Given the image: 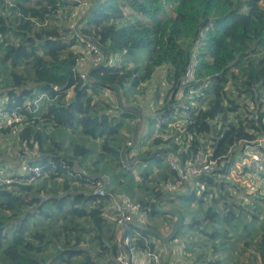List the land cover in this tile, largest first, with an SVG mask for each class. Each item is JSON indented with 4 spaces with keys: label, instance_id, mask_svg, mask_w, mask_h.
Segmentation results:
<instances>
[{
    "label": "trees",
    "instance_id": "16d2710c",
    "mask_svg": "<svg viewBox=\"0 0 264 264\" xmlns=\"http://www.w3.org/2000/svg\"><path fill=\"white\" fill-rule=\"evenodd\" d=\"M261 1L0 0V106L22 117L0 134L15 132L21 151L36 153L26 158V165H37L42 173L34 182L22 175L20 182L0 187V260L115 264L121 236L135 231L141 234L131 244L135 250L159 255L157 238L130 225L121 233L104 207L109 195L127 196L139 204L145 224L167 235L171 229L164 232L151 222L166 217L155 204L170 195L169 202L175 197L183 206L178 210L183 222L171 241L179 239L186 252L200 251L193 264H222L214 255L227 249L231 232L241 223L250 236L244 241L250 252L235 264H264V215L241 211L245 208L223 191L230 185L226 177L235 157L247 145L264 155V142H257L264 133V114L258 108L243 110L247 105L241 100H255L264 92ZM82 2L89 5L78 23L64 26L61 10ZM124 7L132 12L126 15ZM77 34L90 38L106 57L89 70L87 81L76 70ZM117 56L118 63L110 65L109 58L116 61ZM162 66L169 85L163 105L144 118L149 130L144 140L129 147L122 134L125 121L140 123L143 117L119 99L132 103V90ZM104 90L117 101L104 100ZM41 97L34 111L33 102ZM177 119L184 121L181 144L172 137H152ZM66 130L78 132L90 144L65 142L60 133ZM149 139L159 147L146 149ZM134 149L137 154L129 160ZM197 152L208 155L216 167L185 183L166 158L172 154L186 166ZM258 173L264 177V167ZM167 182L185 186V191L167 194L161 187ZM98 187L107 194L94 193ZM206 195L210 201L204 208ZM193 204L200 205L201 217L185 221ZM188 232L204 241L181 240ZM209 242L212 251H206Z\"/></svg>",
    "mask_w": 264,
    "mask_h": 264
},
{
    "label": "rangeland",
    "instance_id": "374dc122",
    "mask_svg": "<svg viewBox=\"0 0 264 264\" xmlns=\"http://www.w3.org/2000/svg\"><path fill=\"white\" fill-rule=\"evenodd\" d=\"M261 4H264V2L261 1ZM89 5V3L82 2L78 6L70 9L66 8L61 10L60 12V21L64 26L72 27L76 25L81 18V14L85 11L86 7ZM126 15H129L132 11L128 7L123 8ZM76 50V48H75ZM138 60L142 59V57H138ZM118 56L116 61L112 57L109 58L110 65L118 63ZM130 66L133 65V63L129 64ZM21 71V70H18ZM165 67H159L157 68L151 78L149 80L144 81L137 89L132 90L134 91L130 97L132 103H128L125 101L124 97L121 96L122 99L120 100V104L130 107L133 105V107L138 108L139 112L142 114L143 120L140 123H137L133 119H128L125 121V126L122 129V134L124 135V140L127 143V145L130 147L137 143V140H144V138L148 134V128L146 126V122L144 120L145 117L153 115L157 109H159L163 105L162 98L164 94L168 92L169 85L165 81ZM1 92V90H0ZM101 97L104 100H108L110 102L117 101L116 97H113L112 94H110L109 90H104L100 93ZM181 92L178 94V98L181 96ZM242 102H244L247 107L242 106L243 110H252L253 112L259 109L260 113L264 114V92L260 97H258L255 100H251L249 98H243L241 97ZM247 114V111L246 113ZM137 123V125H136ZM183 123L184 121L182 119H177V121L173 124L168 126L166 130L162 133L159 131H153L152 137H161V138H169L172 137L173 141L177 144L182 143V138L179 135V132H182L183 129ZM60 136L65 140V142H69L70 140H75L78 142H85L87 144H90V141H87V139L78 132H70L69 130H66L64 132L60 133ZM261 139L264 140V133L261 135ZM66 143V144H67ZM242 145L240 142L238 144L239 148ZM159 146L153 145L152 140L149 139L146 141L145 148H149L151 150H154L158 148ZM253 148V146H252ZM22 145L19 143L16 133L11 132L10 134H0V157H9L7 162L5 164L11 166V160H17L19 159L22 154L27 155L28 151L24 150L21 151ZM254 149V148H253ZM210 151V148H209ZM203 153V152H202ZM137 154V149H134L129 152L128 159L131 160L135 155ZM205 154V153H203ZM31 156V153H30ZM11 173H20L22 171L21 168H19L16 171L8 170ZM259 171H251V172H243L242 174H239L237 176H227L226 180L230 182V185L223 189V191L226 193L230 201L235 202L236 205L241 206V208H245L241 211L251 210V212L258 214L260 218L264 215V202L262 197L264 198V177L261 176ZM42 180V179H40ZM192 180V179H191ZM190 181V180H189ZM186 181L185 183H187ZM234 184H237V186H234ZM191 187L194 186V183L192 182ZM163 192L167 194H180L185 191V186H177L172 182H167L164 184H161ZM238 187V188H237ZM198 194L200 191L197 192ZM122 197V195H120ZM215 197H217L215 193ZM164 201L159 202L157 204L158 208L165 209L170 208L174 210L183 209V206L177 201V199L174 197L172 203L168 201V198H173L170 195H166L164 197ZM205 203L203 204V207L206 208L209 205L210 201V195H206L205 197ZM110 204L111 201H108ZM200 205L193 204L191 208L186 211V220L189 221L191 217L200 218L201 213L199 212ZM237 207H234V210H237ZM258 210L262 212V214L256 213ZM251 216V214H249ZM248 216H245L242 218L243 222H247L250 218ZM143 218V222H147L146 216H141ZM141 218V219H142ZM176 215L172 213H168L166 217L159 216L155 221H152L151 223L163 230L164 232L172 229V225L176 221ZM257 221H255L256 223ZM170 232V231H169ZM168 232V233H169ZM167 233V234H168ZM254 234V233H253ZM252 234V235H253ZM250 236H247L243 229V224H239L238 229L231 232V244L227 247V249L221 250L223 252L216 253L214 255V258H219L222 260V264H235L237 261L245 260L247 254L250 252L248 249H246L245 240H249ZM238 238L241 240L238 242ZM181 240L190 239L192 243H198L201 241H204V238L193 235L192 233L188 232L185 234ZM181 241L179 239H176L174 241H169L167 243L157 241V247L159 249V259L163 263L167 264H193L195 260V255L197 256L200 254V251L195 248L194 254L191 252H186L183 250V245H180ZM206 251H212L211 243L209 242L206 247ZM135 255H137V258L135 260L136 264H143L141 261L143 259L146 261L147 256L146 253L143 251H137L135 252ZM115 260V259H114ZM138 260L140 261L138 263ZM0 264H6L3 260H0ZM116 264V262H115Z\"/></svg>",
    "mask_w": 264,
    "mask_h": 264
},
{
    "label": "built area",
    "instance_id": "2783aa9c",
    "mask_svg": "<svg viewBox=\"0 0 264 264\" xmlns=\"http://www.w3.org/2000/svg\"><path fill=\"white\" fill-rule=\"evenodd\" d=\"M67 1L78 2V0ZM77 37L79 40V46L77 47L79 57L76 63V70L79 73L80 78L87 81L89 70L93 66L102 64L106 60V57L99 46L90 38H85L80 34H77ZM41 99L42 97L33 102L35 105L34 111ZM21 122L22 117L20 115L14 111H8L5 107L0 106V131L17 126ZM257 142L262 144L264 140L257 139ZM26 158L27 157L24 154H22L19 158L21 163L20 168L22 169L20 173H11L4 166H0V187L9 188L12 184L20 182L18 177L22 175H29L27 182H34L42 177L41 168L37 165L28 167L25 163ZM166 160L169 166L177 171L178 176L184 182L189 181L204 172H210L216 167V162L211 160L208 155L203 154L202 152H197L193 160L186 166L180 164V162L172 154H168ZM263 167L264 155L259 151L254 150L252 146L247 145L246 148L235 157V162L227 176L235 177L243 172L256 170L260 172ZM94 193L99 196H105L107 194L104 187L96 188ZM109 196L112 203L110 208L109 205L104 207L105 215L107 219L122 233L127 227L125 222L129 220H136L138 217L137 215H140V206L139 204L131 201L127 196ZM140 237L141 234L138 231H135L133 236H121V246L114 258L116 264H136L134 255L137 250H135V247L131 244H133L136 239ZM149 238L151 237L149 236ZM143 239L147 244L148 239L146 237ZM142 251L145 252L147 258L152 260L155 264H161V260L159 259V255L157 253L150 252L148 249Z\"/></svg>",
    "mask_w": 264,
    "mask_h": 264
},
{
    "label": "water",
    "instance_id": "95a60500",
    "mask_svg": "<svg viewBox=\"0 0 264 264\" xmlns=\"http://www.w3.org/2000/svg\"><path fill=\"white\" fill-rule=\"evenodd\" d=\"M174 195H178V194H174ZM155 205H156V208H157V203ZM159 210L164 212V213H172V214H175L177 216L176 224L172 227V229L170 230V232L167 235L161 234L157 229L152 228V227L148 226L147 224L142 223L139 220L126 221L125 225L126 226H129V225L130 226H134L135 228H137L139 230H142V231H145L148 234H150L151 236L157 238L159 241L167 243V242L172 240L174 234L179 229L180 225L183 222V217H182L181 213L178 210H174V209H170V208L169 209L168 208H165V209L159 208Z\"/></svg>",
    "mask_w": 264,
    "mask_h": 264
},
{
    "label": "crops",
    "instance_id": "0c3cea01",
    "mask_svg": "<svg viewBox=\"0 0 264 264\" xmlns=\"http://www.w3.org/2000/svg\"><path fill=\"white\" fill-rule=\"evenodd\" d=\"M76 49H77V47H76ZM75 50V49H74ZM71 96V93L69 94V96H68V98ZM30 153H31V156H33V155H36V153L34 152V153H32V152H28V154L27 155H29V156H27V157H30ZM9 159V157H0V166H4L7 170H13V171H16V170H18L19 168H20V165H21V163H20V160L17 158V160H11V166H9V165H7V164H5L6 162H7V160ZM111 203H112V201H111ZM111 203L109 204V203H107V205H109V208H110V205H111ZM107 213V212H106ZM138 216V219H136V220H139V221H141L142 223H144L143 222V218L141 217V216H143L142 215V213H140V215H137ZM142 218V219H141ZM110 222V221H109ZM150 237H152L153 238V236H150ZM159 256H160V254H159ZM134 258L136 259L137 258V255H134ZM138 259V258H137ZM148 259V258H147ZM140 261L138 260V263H139ZM143 264H150V262H153L152 260H150V259H148V260H144L143 259V261H141ZM136 263V262H135Z\"/></svg>",
    "mask_w": 264,
    "mask_h": 264
}]
</instances>
